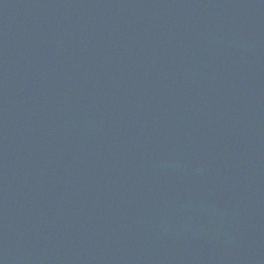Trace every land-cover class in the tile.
Wrapping results in <instances>:
<instances>
[{"label":"water","instance_id":"obj_1","mask_svg":"<svg viewBox=\"0 0 264 264\" xmlns=\"http://www.w3.org/2000/svg\"><path fill=\"white\" fill-rule=\"evenodd\" d=\"M0 264H264V0H0Z\"/></svg>","mask_w":264,"mask_h":264}]
</instances>
